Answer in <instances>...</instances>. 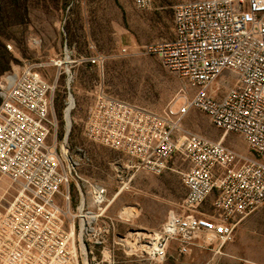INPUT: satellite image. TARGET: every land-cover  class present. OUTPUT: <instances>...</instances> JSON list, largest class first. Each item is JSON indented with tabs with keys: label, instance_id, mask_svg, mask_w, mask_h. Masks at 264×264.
I'll use <instances>...</instances> for the list:
<instances>
[{
	"label": "built area",
	"instance_id": "built-area-1",
	"mask_svg": "<svg viewBox=\"0 0 264 264\" xmlns=\"http://www.w3.org/2000/svg\"><path fill=\"white\" fill-rule=\"evenodd\" d=\"M133 2L142 10L154 7V0ZM91 48L89 57L71 61L66 50L63 61L52 59L61 69L53 83L40 72L42 63H29L0 79V174L17 187V195L0 209V264H82L87 257L82 236L97 231L101 216L89 210V202L100 210L108 192L81 172L87 154L79 149L74 155L67 139L76 106L72 68L87 64L103 74L106 57L95 45ZM141 52L157 56L185 81L179 94L157 112L111 95L101 83L85 118V135L127 156L130 169L180 175L187 196L182 212L170 213L151 236L148 248L155 262L165 260L173 240L187 254L200 234L213 235L220 251L239 224L264 207V0L179 3L174 38L146 44ZM226 71L236 77L232 85L221 82ZM60 75L66 97L59 143L54 102ZM193 110L206 113L224 136L239 134L255 157L188 130L184 120ZM176 156L188 168L175 167ZM72 185L79 199L76 214L57 202L62 195L70 205ZM212 195L215 213H201Z\"/></svg>",
	"mask_w": 264,
	"mask_h": 264
},
{
	"label": "rangeland",
	"instance_id": "rangeland-1",
	"mask_svg": "<svg viewBox=\"0 0 264 264\" xmlns=\"http://www.w3.org/2000/svg\"><path fill=\"white\" fill-rule=\"evenodd\" d=\"M187 1L194 0H154L153 9L142 10L133 0H0V72L8 58L3 46L12 58L10 68L2 72L0 79L29 63H42L40 72L53 83L61 69L51 60L63 61L66 50L71 61L92 55L91 45L106 57L103 74L87 64L72 68L76 106L67 143L74 155L79 149L86 152L81 172L108 192V201L100 210L89 202V210L101 216L94 225L97 231L82 236L87 247L82 264H264V207L247 216L234 239L220 251L213 235L200 234L187 254H181L179 242L173 240L165 260L155 262L148 248L153 243L151 236L163 228L170 213L182 212L187 196L180 175L167 171L158 176L130 169L127 156L85 135V118L101 83L111 95L157 112L174 101L185 81L166 69L157 56L142 53L141 47L172 40L174 7ZM125 47L127 52L123 53ZM235 79L226 71L221 82L228 86ZM64 84V75H60L54 102L59 143L65 133ZM184 126L214 141L222 140L239 154L255 157L239 134L229 132L224 136V131L216 128L204 112L191 111ZM172 164L188 168L179 156L174 157ZM71 192L70 205L62 195L57 196V202L76 214L79 199L73 185ZM16 195L17 187L0 174V209ZM214 199V195L209 197L200 212L213 215Z\"/></svg>",
	"mask_w": 264,
	"mask_h": 264
},
{
	"label": "trees",
	"instance_id": "trees-1",
	"mask_svg": "<svg viewBox=\"0 0 264 264\" xmlns=\"http://www.w3.org/2000/svg\"><path fill=\"white\" fill-rule=\"evenodd\" d=\"M3 49L5 50V54L7 55V60H6V64L5 67L3 68V70L0 72V75L2 74L3 71H6L8 68H10V62L12 60V58L10 57V54L8 53V51L6 50L5 46H3Z\"/></svg>",
	"mask_w": 264,
	"mask_h": 264
},
{
	"label": "bare ground",
	"instance_id": "bare-ground-1",
	"mask_svg": "<svg viewBox=\"0 0 264 264\" xmlns=\"http://www.w3.org/2000/svg\"><path fill=\"white\" fill-rule=\"evenodd\" d=\"M70 128V122H68V129Z\"/></svg>",
	"mask_w": 264,
	"mask_h": 264
}]
</instances>
